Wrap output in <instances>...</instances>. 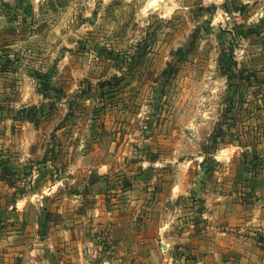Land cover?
<instances>
[{
    "label": "rangeland",
    "instance_id": "1",
    "mask_svg": "<svg viewBox=\"0 0 264 264\" xmlns=\"http://www.w3.org/2000/svg\"><path fill=\"white\" fill-rule=\"evenodd\" d=\"M216 242L264 264V0H0V264Z\"/></svg>",
    "mask_w": 264,
    "mask_h": 264
},
{
    "label": "crops",
    "instance_id": "2",
    "mask_svg": "<svg viewBox=\"0 0 264 264\" xmlns=\"http://www.w3.org/2000/svg\"><path fill=\"white\" fill-rule=\"evenodd\" d=\"M135 235V234H132ZM147 234L145 233V236L143 237V232L140 233V236L137 238L139 245L142 246V242H145L146 244L149 242L148 236H146ZM144 239V240H143ZM219 245V248H215L216 246ZM211 248H209L206 251V257L205 259L201 262V264H227V257H226V253L229 252V250L233 253L235 260L233 262H230V264H241L242 261H240L238 263V258H239V254H241L242 250L236 246H232V247H227L226 244L224 242H219V244L216 242V244H213ZM134 248V246H133ZM160 249L161 251H163L164 249H166V246L164 247V245L160 244ZM155 253V251L150 250L149 254H153ZM137 260L134 261L132 264H146L144 261ZM131 263V262H130ZM101 264H108V263H101Z\"/></svg>",
    "mask_w": 264,
    "mask_h": 264
}]
</instances>
